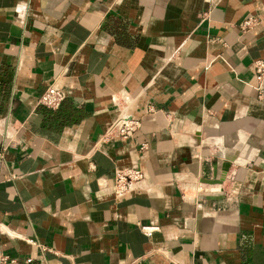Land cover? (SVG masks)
Here are the masks:
<instances>
[{
    "label": "crops",
    "instance_id": "crops-1",
    "mask_svg": "<svg viewBox=\"0 0 264 264\" xmlns=\"http://www.w3.org/2000/svg\"><path fill=\"white\" fill-rule=\"evenodd\" d=\"M255 59L264 0H0V256L264 264ZM49 83L55 108L37 103ZM122 111L139 127L106 135ZM131 164L138 188L115 195L114 170Z\"/></svg>",
    "mask_w": 264,
    "mask_h": 264
},
{
    "label": "built area",
    "instance_id": "built-area-1",
    "mask_svg": "<svg viewBox=\"0 0 264 264\" xmlns=\"http://www.w3.org/2000/svg\"><path fill=\"white\" fill-rule=\"evenodd\" d=\"M213 1V0H211ZM255 21V17L247 15L239 21L241 28L250 26ZM254 78L256 83L254 87L259 90L260 83L264 76V62L261 59H255L253 61ZM63 92L55 86L53 83H49L39 94L37 103L46 107L55 108L58 106L62 98ZM140 119L138 117L131 116L122 111L118 113L108 125L105 134L108 136L118 137L125 139L131 136L134 131L139 127ZM141 147L144 143L140 144ZM143 173L139 165L131 164L129 166L118 167L114 170L112 176V187L115 195H124L130 193L138 188V183L142 179ZM142 232L146 235H150L156 226L140 224ZM1 264H16L14 258L7 260L5 255L0 256Z\"/></svg>",
    "mask_w": 264,
    "mask_h": 264
},
{
    "label": "bare ground",
    "instance_id": "bare-ground-1",
    "mask_svg": "<svg viewBox=\"0 0 264 264\" xmlns=\"http://www.w3.org/2000/svg\"><path fill=\"white\" fill-rule=\"evenodd\" d=\"M218 183L219 182L211 183L210 184L211 185L210 187L217 188L219 186ZM192 189H193V192H195V193H192L191 194L189 191H186L185 192V195H184V198H186L188 200L189 199L193 200V199L196 198V196H197L198 193H201L204 190V188L201 185H195V186L192 187Z\"/></svg>",
    "mask_w": 264,
    "mask_h": 264
},
{
    "label": "water",
    "instance_id": "water-1",
    "mask_svg": "<svg viewBox=\"0 0 264 264\" xmlns=\"http://www.w3.org/2000/svg\"><path fill=\"white\" fill-rule=\"evenodd\" d=\"M225 169V168H223ZM205 182H209V183H215V182H219L220 181V178L217 177L215 175V172L212 174V177L211 178H207V179H203ZM204 197H207V198H212L211 195H204Z\"/></svg>",
    "mask_w": 264,
    "mask_h": 264
}]
</instances>
